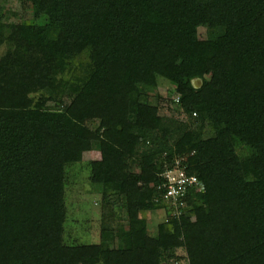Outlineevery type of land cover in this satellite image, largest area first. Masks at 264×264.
<instances>
[{
	"label": "trees",
	"instance_id": "16d2710c",
	"mask_svg": "<svg viewBox=\"0 0 264 264\" xmlns=\"http://www.w3.org/2000/svg\"><path fill=\"white\" fill-rule=\"evenodd\" d=\"M5 1L0 264H264V0H30L25 24ZM94 149L90 181L127 225L69 245L66 170ZM175 170L198 190L173 201Z\"/></svg>",
	"mask_w": 264,
	"mask_h": 264
},
{
	"label": "rangeland",
	"instance_id": "374dc122",
	"mask_svg": "<svg viewBox=\"0 0 264 264\" xmlns=\"http://www.w3.org/2000/svg\"><path fill=\"white\" fill-rule=\"evenodd\" d=\"M3 9V21L7 23H31L34 20L36 8L30 0H7L1 3ZM199 34L204 37L205 30L199 29ZM4 53V47L0 48V56ZM158 93L163 99L169 98L172 87L165 81L159 80ZM153 102V101H152ZM173 104L160 106L159 113L164 116L178 118L186 121V116ZM97 149L83 155L81 163L68 167L66 170L67 182L65 185V204L67 210L65 222V242L73 244H92L99 242L101 224H110L113 229L126 228L127 219L123 209L110 210L109 206H103L100 188L90 181V170L87 163L99 159ZM137 170L136 167H133ZM111 215L114 217L112 218ZM147 230L154 235L157 225L164 222L166 217L162 211L146 213ZM182 250L177 251V256H184ZM174 264H187L186 259H181Z\"/></svg>",
	"mask_w": 264,
	"mask_h": 264
},
{
	"label": "built area",
	"instance_id": "2783aa9c",
	"mask_svg": "<svg viewBox=\"0 0 264 264\" xmlns=\"http://www.w3.org/2000/svg\"><path fill=\"white\" fill-rule=\"evenodd\" d=\"M166 183L164 187L167 188L164 198H172L176 201L177 198L185 191L186 186L194 185L198 190V184L194 177H186L181 170L167 171L165 173Z\"/></svg>",
	"mask_w": 264,
	"mask_h": 264
}]
</instances>
